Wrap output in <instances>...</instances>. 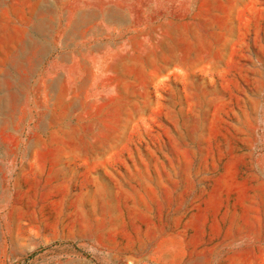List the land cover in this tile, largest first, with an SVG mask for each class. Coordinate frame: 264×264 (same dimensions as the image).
Here are the masks:
<instances>
[{
  "label": "rangeland",
  "instance_id": "374dc122",
  "mask_svg": "<svg viewBox=\"0 0 264 264\" xmlns=\"http://www.w3.org/2000/svg\"><path fill=\"white\" fill-rule=\"evenodd\" d=\"M264 259V0H0V264Z\"/></svg>",
  "mask_w": 264,
  "mask_h": 264
},
{
  "label": "crops",
  "instance_id": "0c3cea01",
  "mask_svg": "<svg viewBox=\"0 0 264 264\" xmlns=\"http://www.w3.org/2000/svg\"><path fill=\"white\" fill-rule=\"evenodd\" d=\"M258 264H264V259H263V260H260V261L258 262Z\"/></svg>",
  "mask_w": 264,
  "mask_h": 264
}]
</instances>
